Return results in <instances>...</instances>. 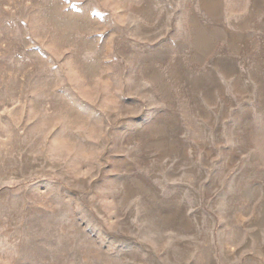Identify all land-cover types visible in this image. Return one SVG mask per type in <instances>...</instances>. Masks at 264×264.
I'll return each instance as SVG.
<instances>
[{"label":"rangeland","instance_id":"obj_1","mask_svg":"<svg viewBox=\"0 0 264 264\" xmlns=\"http://www.w3.org/2000/svg\"><path fill=\"white\" fill-rule=\"evenodd\" d=\"M0 264H264V0H0Z\"/></svg>","mask_w":264,"mask_h":264}]
</instances>
